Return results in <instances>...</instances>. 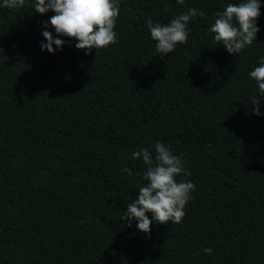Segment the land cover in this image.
<instances>
[{"label":"trees","instance_id":"16d2710c","mask_svg":"<svg viewBox=\"0 0 264 264\" xmlns=\"http://www.w3.org/2000/svg\"><path fill=\"white\" fill-rule=\"evenodd\" d=\"M240 2L120 0L118 43L85 55L68 37L42 51L54 13L0 0V264H264V96L249 76L264 59V0L257 40L239 54L209 31ZM189 8L205 15L162 59L147 19ZM156 141L195 189L179 224L144 234L121 216L146 183L132 154L154 156Z\"/></svg>","mask_w":264,"mask_h":264},{"label":"clouds","instance_id":"9594fccd","mask_svg":"<svg viewBox=\"0 0 264 264\" xmlns=\"http://www.w3.org/2000/svg\"><path fill=\"white\" fill-rule=\"evenodd\" d=\"M177 3L183 5L184 0H177ZM25 4L26 0H3V7L8 9L20 8ZM29 7L41 15L49 11L54 13L44 23V28H53L57 38L44 30L42 35L45 42L40 44L42 51L54 53L61 50L65 41L59 37L74 38L77 41L75 48L84 50L85 55L118 43L114 29L120 13V0H34ZM260 8L259 0H242L238 4L229 3L222 11H217L209 29L214 34V41L233 55L251 46L257 40L256 33L260 31L256 23L261 14ZM204 15L198 9L189 8L168 24L153 23L149 17L146 25L152 40L156 42L155 54L163 59L166 54L174 52L178 44L187 43L189 22ZM249 76L256 82L259 94L264 96V59L249 72ZM250 101L254 105L253 113L260 116V101L255 96L250 97ZM153 152L154 156L146 148L133 152L132 159H141L147 167L142 177L146 183L138 187L135 200L127 205L121 216L127 227H131L135 220L137 230L144 234H150V226L154 222L179 224L186 215L185 206L195 189L194 183L187 179L190 171L185 168L182 157L173 154L170 144L156 141ZM122 171L132 175L128 168ZM146 213H151V219ZM201 251L210 255L213 249L203 248Z\"/></svg>","mask_w":264,"mask_h":264}]
</instances>
